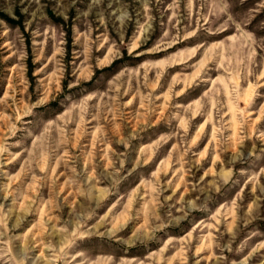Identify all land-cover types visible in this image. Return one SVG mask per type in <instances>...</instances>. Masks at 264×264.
<instances>
[{"label": "rangeland", "instance_id": "1", "mask_svg": "<svg viewBox=\"0 0 264 264\" xmlns=\"http://www.w3.org/2000/svg\"><path fill=\"white\" fill-rule=\"evenodd\" d=\"M0 264H264V0H0Z\"/></svg>", "mask_w": 264, "mask_h": 264}]
</instances>
